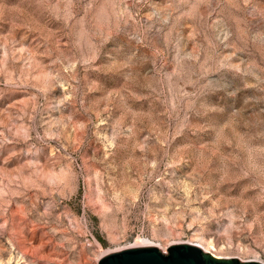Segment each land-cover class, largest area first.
<instances>
[{"label": "rangeland", "instance_id": "1", "mask_svg": "<svg viewBox=\"0 0 264 264\" xmlns=\"http://www.w3.org/2000/svg\"><path fill=\"white\" fill-rule=\"evenodd\" d=\"M185 244L264 264V0H0V264Z\"/></svg>", "mask_w": 264, "mask_h": 264}, {"label": "water", "instance_id": "2", "mask_svg": "<svg viewBox=\"0 0 264 264\" xmlns=\"http://www.w3.org/2000/svg\"><path fill=\"white\" fill-rule=\"evenodd\" d=\"M99 264H260L241 263L239 260H221L192 245H174L167 254L154 247H137L109 254Z\"/></svg>", "mask_w": 264, "mask_h": 264}, {"label": "bare ground", "instance_id": "3", "mask_svg": "<svg viewBox=\"0 0 264 264\" xmlns=\"http://www.w3.org/2000/svg\"><path fill=\"white\" fill-rule=\"evenodd\" d=\"M17 216H18L19 222H20V229L18 230V241H19V244L32 247L33 244H35L34 242H35V238H36V230L32 228L31 230H33V231H29L28 232V227L27 226H28L30 220L29 221L27 220V218L25 216L24 209H21L20 211H18ZM27 221H28V224H27ZM140 243H144V241H141ZM138 247H140V246H138ZM141 247H142V245H141Z\"/></svg>", "mask_w": 264, "mask_h": 264}]
</instances>
